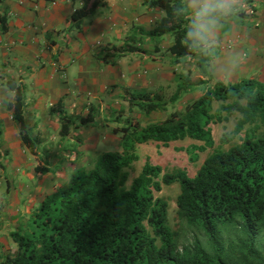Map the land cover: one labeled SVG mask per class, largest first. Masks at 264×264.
Returning <instances> with one entry per match:
<instances>
[{"label":"trees","instance_id":"trees-1","mask_svg":"<svg viewBox=\"0 0 264 264\" xmlns=\"http://www.w3.org/2000/svg\"><path fill=\"white\" fill-rule=\"evenodd\" d=\"M104 2L85 0L84 7L72 17L73 25L79 27ZM149 6L166 12L150 35L173 32L175 44L169 50L175 57L174 64H179L194 52L184 38L187 17L182 15L181 0H150ZM207 61L204 56L199 65L210 76ZM183 79L178 82L171 103L179 101L182 93L192 91L191 80ZM133 95L126 99L147 114L167 108L159 94ZM215 102L220 107L213 113ZM16 105L24 143L32 147L33 141L25 136L20 88ZM235 113L240 114V119L233 137L249 127L245 138L228 150L214 151L195 177L181 169L163 174V168L148 159L127 187V169L139 160L138 146L152 142L168 147L191 139L204 143L195 146L196 150L212 149L215 141L210 125L227 121ZM259 130L263 134L255 136ZM68 133L69 124L63 119L61 135ZM122 133L123 152L104 153L92 170L73 173L67 184L45 198L33 221V230L22 234L20 229L11 234L18 251L7 257L4 264H211L213 258L197 241L195 251H179L180 235L169 226L168 203L155 195L163 185L174 183H180L179 218L204 232L211 246L219 251L213 264H217L225 250L223 234L234 224L238 227L242 257L261 263L253 250L257 232L264 231V82H217L184 112L176 111L145 128H123ZM228 138L225 135L224 143Z\"/></svg>","mask_w":264,"mask_h":264},{"label":"crops","instance_id":"crops-1","mask_svg":"<svg viewBox=\"0 0 264 264\" xmlns=\"http://www.w3.org/2000/svg\"><path fill=\"white\" fill-rule=\"evenodd\" d=\"M149 1L105 0L78 27L72 17L85 0H0V264L18 250L11 234L45 198L72 173L89 170L87 148H123V133L115 131L120 119L110 114L120 102L129 103L122 99L127 92L161 94L162 80L174 67L161 51L169 45L156 39L166 36H150L166 12ZM247 3L256 15L222 29L217 49L221 62L231 52L243 53L241 66L231 76L212 71L216 82H264V0ZM128 38L136 43L125 51ZM229 40L236 41L234 47L226 48ZM19 88L32 147L24 143L16 118ZM101 114L109 122L101 124ZM63 119L69 124L66 136ZM83 120L90 123L81 126ZM30 148L43 151L35 149L36 155ZM51 148H60V157ZM64 148L77 152L69 157Z\"/></svg>","mask_w":264,"mask_h":264},{"label":"rangeland","instance_id":"rangeland-1","mask_svg":"<svg viewBox=\"0 0 264 264\" xmlns=\"http://www.w3.org/2000/svg\"><path fill=\"white\" fill-rule=\"evenodd\" d=\"M244 7L245 9L250 8L252 11V15L250 16L245 15L244 12L242 11L240 14V17L238 18L233 17V20L235 21L241 20V22L245 24V22L243 21L244 19H247V18H250L256 15L257 8L255 7L252 8V6L248 3ZM161 23H162V19L158 21V23L156 24V28ZM165 36L166 37L164 40H158L160 37H157L156 39L159 42H164L169 45V48H167L166 53H165V50L161 49V51L163 53V56L166 59H169L170 63H172L171 65L174 67L172 72L168 73L166 75L167 77L162 80L164 82V85H161V88L159 91L161 93L159 95L168 104L167 108L165 111H157L151 114H147L145 110L140 109L134 103L131 104L129 101H128L129 102L128 104L120 102L119 109H116L118 112L116 114L114 113L110 114L113 118L116 117L120 119V123L118 124L119 126L117 127V130H115L116 132L118 131V133L120 131L122 132V129L126 127L132 128L134 127V125L141 126L143 124L144 126V125H148L149 123H156L159 121H163L170 114L176 111L184 112L188 106H190L194 101L199 99L208 89L213 88L214 85L217 83L214 80L212 71H210L212 64L209 62L207 57L206 58L208 61L206 63L207 65L205 66L210 76L205 75L203 73V70L200 68L199 62L204 57L202 54H199L194 51L188 57L182 58L179 64H174L175 57L172 55L169 49L171 48V46L175 44V34L173 32H170V33L165 34ZM235 42L233 40H229L226 48L234 47ZM133 43H136V42H133V40H130L129 38L126 39L127 46L125 45L126 46L125 51L128 50V47L134 48ZM157 47L158 46L156 45L155 49ZM160 47H161V44H160ZM120 51L124 52L122 50ZM154 51L156 53V50ZM162 53H160V55ZM101 60L106 63V59L104 57H102L100 61ZM183 78H189L191 80L193 84V89L191 92L182 93L180 100L177 101L176 103H171V98L176 92L178 82L179 81L182 82L184 80ZM151 93L158 94L157 91H152ZM133 94L134 93L127 92V96L122 99L129 98L130 96H134ZM219 107H220V103L215 102L213 104V113L216 112ZM224 116H226V112H223V117ZM101 117H102V122H100L101 124L109 122L108 119H106L105 114H101ZM239 119H240V114L235 113L227 121L224 120L222 123L214 122L213 124H211L210 128L212 129L215 146L214 148L206 149L205 151H199L195 149V146L200 147V146H203L204 143H200L198 141L191 140V139H187L186 141H182V142L172 143L168 147H165L161 144L157 145L156 143H152L153 145L149 144L143 147H138L139 160L135 161L129 167V169H127V172L129 173L127 187H130L133 180L142 172V169L144 165L146 164V162L148 161V159L153 165L161 166L163 168V174L174 173L175 170L181 169V170L186 171L189 177L191 178L195 177L197 175L198 170L203 165L205 159L209 155H211L214 151L218 149L228 150L230 147L236 144H239L243 141V139L246 136V130L249 127H246L245 130L238 136L233 137V131ZM65 122L67 123V121ZM82 122L80 121V124L82 123L81 126L90 123V122H84V120ZM262 134H263V130H259L256 132L255 136H260ZM121 135L122 134H120V137ZM225 135H228L229 136L228 141H231L228 145H226L228 141L224 143L225 140H223ZM219 147H222V148H219ZM30 149L36 155H37V152H35V149H37L38 151L40 150L39 148H30ZM197 149H201V148H197ZM50 150H51L52 155L60 157V153L62 152L60 151V148H51ZM40 151H43V150H40ZM64 151L66 155H68L69 157L73 155L74 151L77 152L76 148H64ZM87 151L88 153H87L86 160L90 163V165L87 168L91 170V168H94V165L100 155L107 153V152H120L121 153L123 152V148H87ZM40 156H44V155H40ZM69 163H74V161L72 160ZM39 167L42 168L41 166ZM89 170H86V171H89ZM62 185H64V183L61 184L60 186ZM179 193H180V183H174L172 185H163L161 192L155 193L157 197L164 199L168 203L169 226L173 231H178L180 235L179 241H178L179 251L180 252L182 251L186 252L187 250L195 251L194 244H196V241H197L204 248V252L210 258L211 257L213 258L211 260V264H213V261L217 260V253L219 251H216L215 248L211 246L204 232H201L197 230V228H193L189 226L185 220H181L179 218L178 207H177V198L179 196ZM41 205L37 209V212L39 211ZM37 212L33 213V216L32 215L30 216L26 225L25 223H23L24 224L23 228H19V231L21 229L22 234H26L27 232H30L31 230L34 229L33 221L35 219ZM237 228H238L237 225L234 224L230 227V230L227 234H223V242H224L225 250L221 253V258L216 263L217 264H259V262L257 261L256 262L251 261V258L247 259V258L242 257L241 245L240 243H238ZM157 244L158 246L161 245L159 240ZM253 251H255L257 256L260 258L261 260L260 264H264V231L257 232L256 237L254 239V250Z\"/></svg>","mask_w":264,"mask_h":264},{"label":"clouds","instance_id":"clouds-1","mask_svg":"<svg viewBox=\"0 0 264 264\" xmlns=\"http://www.w3.org/2000/svg\"><path fill=\"white\" fill-rule=\"evenodd\" d=\"M246 4L247 0H181L182 15L187 17L184 38L191 50L208 58L210 71L231 76L241 66L243 53L231 52L221 62L217 49L221 31L233 25V17L242 11L252 15L250 8L245 9Z\"/></svg>","mask_w":264,"mask_h":264}]
</instances>
